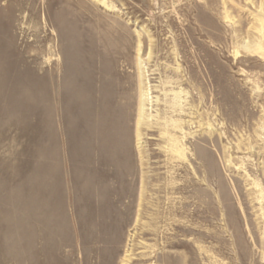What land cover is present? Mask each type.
I'll return each mask as SVG.
<instances>
[{
    "label": "rangeland",
    "instance_id": "1",
    "mask_svg": "<svg viewBox=\"0 0 264 264\" xmlns=\"http://www.w3.org/2000/svg\"><path fill=\"white\" fill-rule=\"evenodd\" d=\"M262 1L0 0V264H264Z\"/></svg>",
    "mask_w": 264,
    "mask_h": 264
},
{
    "label": "bare ground",
    "instance_id": "2",
    "mask_svg": "<svg viewBox=\"0 0 264 264\" xmlns=\"http://www.w3.org/2000/svg\"><path fill=\"white\" fill-rule=\"evenodd\" d=\"M96 1V0H95ZM103 1V0H102ZM260 9H261V14H257L256 16H258L259 18H257L256 17V23H253V25H252V28H251V30H249V32L247 33L248 34V38H249V41H246V42H244V47L245 48H254V46L257 44V43H259V39H264V0L262 1V3H261V6H260ZM260 16H262L261 18H260ZM239 31H240V29H239ZM256 37H259V39H257ZM261 43V45H262V47H261V45H260V47L258 48V52L260 53V52H264V43H262V42H260ZM247 50H249V49H247ZM256 52V51H255ZM143 86V85H142ZM140 106H139V108H140V117H142V115H143V111H144V105H145V102L148 100V93H149V91L146 89L145 90V88L144 87H141L140 86ZM139 97V96H138ZM180 97V96H179ZM197 109H198V107H197ZM198 111H199V109L197 110V114L196 115H198V118L200 117L201 118V114H198ZM182 114V113H181ZM203 115V114H202ZM202 119V118H201ZM141 120V119H140ZM143 121V120H142ZM193 121V120H192ZM181 122V121H180ZM139 123V122H138ZM184 125V124H183ZM198 125L200 126V127H202L203 126V124L201 123V122H198ZM207 126V125H206ZM181 127V126H180ZM139 132V131H138ZM211 136H212V134H211ZM179 151V150H178ZM183 151L184 150H180L179 151V155H184L183 154ZM175 154V153H174ZM193 171V170H192ZM195 174V173H194ZM193 174V175H194ZM198 175V172H196V176ZM195 177V176H194ZM197 178H198V176H197ZM197 178H193V179H191L190 181H189V183L186 185V186H184V187H182V189H188L189 187H191L192 188V190L190 191V192H192L193 194H201L202 193V185H201V183H200V181L201 180H198ZM188 182V181H187ZM202 182V181H201ZM143 191V190H142ZM145 192V191H144ZM197 205V207H199V203L198 204H196ZM198 209V208H197ZM161 215V214H160ZM159 224V223H158Z\"/></svg>",
    "mask_w": 264,
    "mask_h": 264
}]
</instances>
